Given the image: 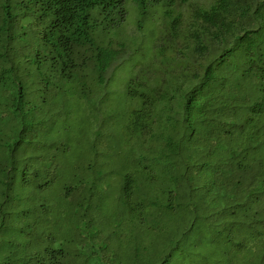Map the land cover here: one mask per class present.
Returning a JSON list of instances; mask_svg holds the SVG:
<instances>
[{"label":"trees","instance_id":"1","mask_svg":"<svg viewBox=\"0 0 264 264\" xmlns=\"http://www.w3.org/2000/svg\"><path fill=\"white\" fill-rule=\"evenodd\" d=\"M141 33L123 193L150 202L128 244L165 239L153 264H264V0H0V89L15 114L95 101ZM9 217L0 202V264H68L50 233Z\"/></svg>","mask_w":264,"mask_h":264},{"label":"rangeland","instance_id":"2","mask_svg":"<svg viewBox=\"0 0 264 264\" xmlns=\"http://www.w3.org/2000/svg\"><path fill=\"white\" fill-rule=\"evenodd\" d=\"M133 13L126 21L132 38L138 33L135 24H129ZM139 37L130 41L139 46L128 50L95 101L88 98L78 105L62 100L58 113L50 110L49 115V97L48 104L23 101L15 114L12 97L0 89V202L10 219L18 216L33 232L50 233L68 253V264H111L108 257L113 254L123 264H153L164 253L165 239L157 235L151 243L136 244L137 252L128 244L133 224L140 223L142 205L150 202L135 197L128 201L123 193L126 172L137 171L132 144L124 134L134 102L123 87L135 72L129 64L141 55L139 48L151 43L149 33ZM32 112L37 119H31ZM134 178L137 186L140 175Z\"/></svg>","mask_w":264,"mask_h":264},{"label":"clouds","instance_id":"3","mask_svg":"<svg viewBox=\"0 0 264 264\" xmlns=\"http://www.w3.org/2000/svg\"><path fill=\"white\" fill-rule=\"evenodd\" d=\"M130 37H133L132 35H130Z\"/></svg>","mask_w":264,"mask_h":264}]
</instances>
